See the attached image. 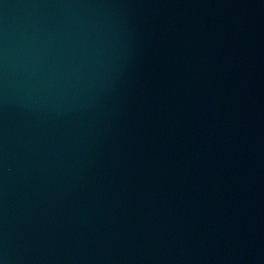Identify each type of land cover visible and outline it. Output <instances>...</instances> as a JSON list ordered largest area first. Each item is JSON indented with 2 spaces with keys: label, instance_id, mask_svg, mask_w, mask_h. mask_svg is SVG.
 Segmentation results:
<instances>
[{
  "label": "water",
  "instance_id": "water-1",
  "mask_svg": "<svg viewBox=\"0 0 264 264\" xmlns=\"http://www.w3.org/2000/svg\"><path fill=\"white\" fill-rule=\"evenodd\" d=\"M0 264H264V0H0Z\"/></svg>",
  "mask_w": 264,
  "mask_h": 264
}]
</instances>
